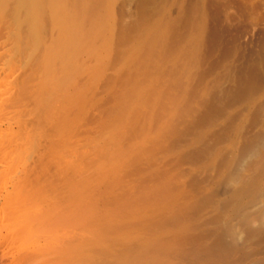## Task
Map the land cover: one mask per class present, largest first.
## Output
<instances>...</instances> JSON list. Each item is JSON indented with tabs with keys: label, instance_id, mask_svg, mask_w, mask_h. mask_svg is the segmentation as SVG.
Returning a JSON list of instances; mask_svg holds the SVG:
<instances>
[{
	"label": "bare ground",
	"instance_id": "obj_1",
	"mask_svg": "<svg viewBox=\"0 0 264 264\" xmlns=\"http://www.w3.org/2000/svg\"><path fill=\"white\" fill-rule=\"evenodd\" d=\"M119 1L0 0V260L264 264L254 7Z\"/></svg>",
	"mask_w": 264,
	"mask_h": 264
},
{
	"label": "rangeland",
	"instance_id": "obj_2",
	"mask_svg": "<svg viewBox=\"0 0 264 264\" xmlns=\"http://www.w3.org/2000/svg\"><path fill=\"white\" fill-rule=\"evenodd\" d=\"M121 1V0H120ZM119 1V2H120ZM244 1H249L250 2V4L254 7V18H256V22L258 23V28H256V27H252L251 28V23H250V20L248 19V21H247V18L244 20V19H242L241 20V23L240 22H238L237 23V28L236 29H238L239 28V30H241V31H243L244 33L241 35V42H245L246 44L248 43L249 45H251L252 47H256L257 45H255L254 46V44L256 43V44H258V46L261 44V41L263 40L262 39V33H264V32H262V31H264V0H244ZM133 4V3H132ZM130 7H131V9H133L132 8V5H130ZM133 7H134V5H133ZM239 24H241L242 26L244 25V26H246V27H248L247 29H246V27H241ZM248 24H249V26H248ZM249 27H250V32L248 31L249 30ZM263 29V30H262ZM247 31V33H249V35H250V39L248 38V34H246V32L245 31ZM256 30V31H255ZM234 32H235V29L233 30ZM242 33V32H241ZM257 33V34H256ZM245 34H246V37H245ZM252 34H254V36L252 35ZM242 36H243V38H242ZM257 37H259L257 40L255 39V38H257ZM252 38V39H251ZM247 39V40H246ZM253 39H255L256 41H253ZM249 40H251V41H249ZM260 40V41H259ZM254 43H253V42ZM259 41V42H258ZM252 44H251V43ZM260 43V44H259ZM262 53H263V58H264V47H263V50H262ZM261 59V63L264 61V59ZM264 65V62L261 64V66H263ZM263 68V67H262ZM256 77H253V78H255V80H257V82L259 81L260 83H261V80H260V76H261V74H260V70L256 73V75H255ZM259 78V79H258ZM256 82V83H257ZM258 84V83H257ZM257 104V105H256ZM253 107H252V110H251V113H250V115H249V117H248V121H247V123H246V127H245V131H248V132H250V134L252 135V134H254V133H257V132H263L264 133V125L262 124V122H264V97L263 98H260V99H257V101H255V103H254V105H252ZM255 109V111H253ZM256 112V113H255ZM256 114H258V115H256ZM261 114V115H260ZM257 116V117H256ZM261 118L260 120H261V122H259L258 121V119L257 118ZM257 119V120H256ZM256 120V121H255ZM256 122H258V123H260V124H257L256 126H258V129H257V127L255 126V127H253L255 124L254 123H256ZM255 129H253V128ZM252 129H253V131H252ZM263 129V130H262ZM250 130V131H249ZM241 144H243V142L241 141L240 142ZM241 144L239 145V147H242L241 146ZM238 147V148H239ZM0 264H4V261H2V260H0Z\"/></svg>",
	"mask_w": 264,
	"mask_h": 264
}]
</instances>
